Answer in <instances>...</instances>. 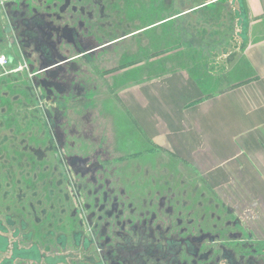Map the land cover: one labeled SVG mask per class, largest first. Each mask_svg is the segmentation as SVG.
I'll use <instances>...</instances> for the list:
<instances>
[{
	"label": "flooded vegetation",
	"instance_id": "af4514ba",
	"mask_svg": "<svg viewBox=\"0 0 264 264\" xmlns=\"http://www.w3.org/2000/svg\"><path fill=\"white\" fill-rule=\"evenodd\" d=\"M170 5L0 0V94L12 82L38 98L33 114L38 109L48 129L38 140L12 133L11 153L0 152V237L11 233L14 249L18 238L34 248L56 238L61 248L71 242L82 264H264L251 209L221 201L193 182V173L163 168L158 158L152 165L112 155L85 136L89 111L80 126L60 106L93 89L91 59L128 40L136 48L145 44L142 33L155 29ZM81 133L85 143L76 138ZM120 160L126 164L118 166Z\"/></svg>",
	"mask_w": 264,
	"mask_h": 264
},
{
	"label": "crops",
	"instance_id": "0c3cea01",
	"mask_svg": "<svg viewBox=\"0 0 264 264\" xmlns=\"http://www.w3.org/2000/svg\"><path fill=\"white\" fill-rule=\"evenodd\" d=\"M170 6L155 29L142 33L146 39L155 33V45L136 48L128 40L108 49L118 70L110 103L129 122L133 157L153 155L145 160L158 158L168 170L186 165L221 201L251 209L262 245L264 0H171ZM90 136L120 154L108 132ZM6 235L0 264H82L71 242L61 248L54 238L34 248L18 238L14 249V237Z\"/></svg>",
	"mask_w": 264,
	"mask_h": 264
},
{
	"label": "rangeland",
	"instance_id": "374dc122",
	"mask_svg": "<svg viewBox=\"0 0 264 264\" xmlns=\"http://www.w3.org/2000/svg\"><path fill=\"white\" fill-rule=\"evenodd\" d=\"M164 9H166V7ZM152 17L151 13H149L148 18L145 19L146 21H150ZM147 41L155 45V42H157L156 34L154 33L148 36ZM112 61H114V57L108 54V50L102 51L93 61L91 59V63L86 68L89 70L90 80L92 77V81L90 83L94 86L93 89L85 94V96L87 95L86 98H76L73 100L67 99L64 100L63 103L61 102L60 106L66 111L65 113L69 116L70 120L77 121L80 126L81 121L85 117V112L89 111V121L86 123L88 126L86 127L83 123L81 126L82 129L88 132L85 136L91 139H96V137L90 136V134L99 132L100 130L103 132L105 131V133L108 132L113 139L111 140L114 141L113 143H115V145H117V147L121 150L118 151L121 159H126L130 156L131 159H134V161L135 159L139 160L137 159V156L133 157L128 149L130 147L131 138H134V135L129 127V122L124 118L123 113L119 112V110L115 108L116 106L111 105L110 103L112 100L111 94L113 95V93L109 91H117V84L115 82L113 83V81L117 80L115 74L118 71L115 70L117 65H112ZM92 67L95 69L94 72ZM10 83L11 85L4 87L9 91L8 94H0V106H3L5 109L3 116L0 113V121L4 122V133L7 134L3 137L6 138L5 140L3 139L4 144L1 146L2 148H0V152L7 150L9 153H11V149L9 147L10 142L7 143L6 141L8 140L6 139L11 137L12 133L13 135L19 133L18 135L20 137H30L35 140L48 137V129L44 124L45 120L43 114L38 115V109L33 114V108L36 109L40 105L38 98L26 95L25 92H22L23 90L19 89L21 86H18L17 84L15 85V83L12 84V82ZM13 89H16V91H13L14 93L11 92ZM87 128L88 130H86ZM85 136L81 133L80 135H77L76 138L85 143ZM98 145H100V143H98ZM89 147L91 146L89 145ZM153 157V155H150L149 157L144 156L142 162L145 164L147 161L145 159H152ZM125 164V161L120 160L118 166H123ZM175 164L173 162L174 166L177 167L179 165V163ZM181 170H184L186 175L191 173V171L187 170L186 165H184ZM189 175L191 176L192 173ZM55 178L56 177L53 174L51 178L53 180V182H51V188H54V190L56 188ZM193 182L198 185L203 184L201 177L198 176L194 178Z\"/></svg>",
	"mask_w": 264,
	"mask_h": 264
},
{
	"label": "water",
	"instance_id": "95a60500",
	"mask_svg": "<svg viewBox=\"0 0 264 264\" xmlns=\"http://www.w3.org/2000/svg\"><path fill=\"white\" fill-rule=\"evenodd\" d=\"M55 64V63H54Z\"/></svg>",
	"mask_w": 264,
	"mask_h": 264
}]
</instances>
